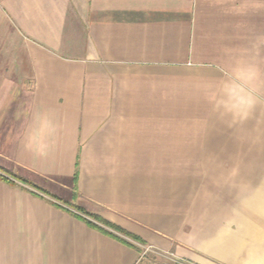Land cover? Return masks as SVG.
I'll list each match as a JSON object with an SVG mask.
<instances>
[{
  "label": "crops",
  "instance_id": "obj_1",
  "mask_svg": "<svg viewBox=\"0 0 264 264\" xmlns=\"http://www.w3.org/2000/svg\"><path fill=\"white\" fill-rule=\"evenodd\" d=\"M0 174V264H264V0H0Z\"/></svg>",
  "mask_w": 264,
  "mask_h": 264
},
{
  "label": "trees",
  "instance_id": "obj_2",
  "mask_svg": "<svg viewBox=\"0 0 264 264\" xmlns=\"http://www.w3.org/2000/svg\"><path fill=\"white\" fill-rule=\"evenodd\" d=\"M13 177H15V178H17V179H19V180H21V181H23V182H25V183H28V184L32 185L31 182H29L28 180H26V179H24V178H22V177H19V176H17V175H13ZM0 179L3 180V181L11 182V180H10L8 177L3 176V175H1V174H0ZM76 208H77L79 211H81V212L87 214L86 211H85L83 208H81V207H79V206L76 207ZM67 211H69V210H67ZM75 215H76L78 218H80V219L86 221L87 224H88L91 228L96 229V230H99V231H104L105 233L110 234L108 231H105L103 228L97 226L95 223H93V222L87 220V219L84 218L83 216L78 215V214H75ZM95 217H97V216H95ZM97 218H99V217H97ZM99 219H100V218H99ZM101 221H102L104 224H106V225H108V226H110V227H113L111 223L106 222V221H103L102 219H101ZM112 235H113V234H112ZM113 236L116 237L115 235H113ZM116 238H118V237H116ZM118 239H119V238H118ZM120 240H121V239H120Z\"/></svg>",
  "mask_w": 264,
  "mask_h": 264
},
{
  "label": "rangeland",
  "instance_id": "obj_3",
  "mask_svg": "<svg viewBox=\"0 0 264 264\" xmlns=\"http://www.w3.org/2000/svg\"><path fill=\"white\" fill-rule=\"evenodd\" d=\"M143 261H145V264H186V263H178L175 260H173V258L171 257H167L166 255H162V254H155L152 253L150 255H145L143 257Z\"/></svg>",
  "mask_w": 264,
  "mask_h": 264
}]
</instances>
